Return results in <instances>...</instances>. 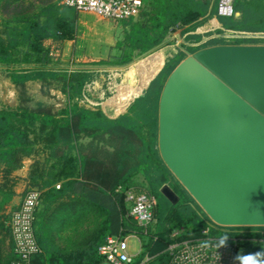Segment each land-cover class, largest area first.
<instances>
[{
	"label": "trees",
	"instance_id": "obj_1",
	"mask_svg": "<svg viewBox=\"0 0 264 264\" xmlns=\"http://www.w3.org/2000/svg\"><path fill=\"white\" fill-rule=\"evenodd\" d=\"M215 9L216 0H144L136 19L119 21L124 29L121 38L107 37L116 54L88 58L84 64L127 65L160 47L173 31L194 30ZM234 9V16L219 17L222 27L264 31V0H234ZM30 10L31 6L18 0H0V12L7 14L0 19V68L6 70L18 92L15 106L0 105V264H11L16 257L6 222L9 210L14 209L9 208L18 181L14 172L29 156L35 158L26 188L41 192L34 221L41 252L32 257V264H102L98 247L104 238L137 228L125 201V191L130 188L156 198L154 221L137 261L148 254L151 259L145 264L166 263V247L174 230H180L178 238H184L206 227L216 236H245L250 253L258 252L264 227L215 225L161 159L159 97L167 75L185 52L181 50L166 61L127 111L112 118L100 107L88 108L79 102L86 85L96 77L94 70L61 66L45 44L48 39H74L80 13L51 1L44 2L37 12L31 14ZM187 37L192 42L202 38L195 34ZM250 42L255 40L235 41ZM220 43L226 41L211 38L186 49L194 52ZM30 81L56 84L65 104L60 108L42 102L30 105ZM110 103L116 112L128 105L117 100ZM137 174L143 176L144 183L135 180ZM164 184L179 196L177 203L160 192Z\"/></svg>",
	"mask_w": 264,
	"mask_h": 264
},
{
	"label": "water",
	"instance_id": "obj_2",
	"mask_svg": "<svg viewBox=\"0 0 264 264\" xmlns=\"http://www.w3.org/2000/svg\"><path fill=\"white\" fill-rule=\"evenodd\" d=\"M158 149L212 223L264 227V43L212 44L181 59L161 89ZM160 192L179 200L168 184Z\"/></svg>",
	"mask_w": 264,
	"mask_h": 264
},
{
	"label": "built area",
	"instance_id": "obj_3",
	"mask_svg": "<svg viewBox=\"0 0 264 264\" xmlns=\"http://www.w3.org/2000/svg\"><path fill=\"white\" fill-rule=\"evenodd\" d=\"M62 3L79 13H91L119 22L128 18L136 19L143 8L144 0H63ZM235 14L234 0H216L213 16L231 17ZM211 38H221L226 43L236 40H255L250 43H264V31L229 29L220 26L212 29L199 42H191L187 45L198 46ZM138 96L139 94L135 98ZM59 186V184L56 185V187ZM40 194L41 192L35 188H26L18 206L9 210L6 224L10 230L16 255L11 264H32V257L41 252L34 232ZM125 201L129 209L128 214L137 228L120 234L107 235L98 247V254L109 264H145L151 259L150 255H144L140 261H137V257L144 251L145 238L154 221L156 198L148 193H137L130 188L125 191ZM179 233L180 230L172 232V240L166 247L169 260L163 264H242L243 256L250 253L248 246L244 243L248 240L245 236H229L225 246H221L220 238L223 235H213L209 227L203 228L198 234L192 233L184 238H178ZM130 238L138 242L136 252L130 251ZM259 241L261 246L258 251H262L264 250V231ZM238 256L240 258H237Z\"/></svg>",
	"mask_w": 264,
	"mask_h": 264
},
{
	"label": "rangeland",
	"instance_id": "obj_4",
	"mask_svg": "<svg viewBox=\"0 0 264 264\" xmlns=\"http://www.w3.org/2000/svg\"><path fill=\"white\" fill-rule=\"evenodd\" d=\"M18 1L19 3L21 2L24 6H31V14L33 12H37L44 2L51 1L63 4V0ZM6 16L7 14L0 12V19ZM117 23L118 22H116L115 20L104 19L95 14L80 13V23L73 46L74 53H72L74 57L72 58L70 56L72 47L68 45V56H70V58L68 57V68L79 66L92 68L97 77L95 80V84L90 82L86 85V97H83L81 100H79L80 104L88 108L101 107L104 103H109L111 105L110 102H113L114 100H117L121 105L128 104L119 112H116L113 108L106 110L105 114L112 118L117 117L118 115L127 111L129 105L135 99L134 97L140 94L139 91L141 87L145 86L146 83L153 77V75L157 71L159 63H161L159 62L155 65L156 68L151 78H149L146 82H141L138 84L135 93L127 102L123 103L117 98L113 99V97L118 94L119 90L127 85V72L131 69V67L140 64L143 60L148 59L151 55L154 54V52L157 51L155 49L151 52L142 54L139 57H135L133 61L124 66L84 64L88 58H107L112 54H116V49L113 48V45L107 41V37L111 35L115 40L121 38L122 29L120 26H118ZM46 46L52 49L53 43L46 44ZM76 62L79 63L77 64ZM163 66L164 64L159 69V72L162 70ZM145 89L146 88L142 90V93ZM27 91L29 93V96L31 97L29 104L32 106L36 105L39 102H42L44 104L53 105L56 108H60L65 104V99L64 97H62L63 95L60 93V90L56 84L49 85L41 82H32L27 85ZM17 97L18 92L9 80L6 70L0 68V105L15 106L17 104ZM135 180L139 184L141 182L144 183L143 176H141L140 174H137L135 176ZM62 232L63 231H60V234H62ZM129 248L131 252H136L138 250V242L136 239L130 238ZM102 264L109 263L104 261Z\"/></svg>",
	"mask_w": 264,
	"mask_h": 264
},
{
	"label": "crops",
	"instance_id": "obj_5",
	"mask_svg": "<svg viewBox=\"0 0 264 264\" xmlns=\"http://www.w3.org/2000/svg\"><path fill=\"white\" fill-rule=\"evenodd\" d=\"M117 24L122 29V33H121V36H122L124 29L119 24V22ZM220 26H222V24L219 21V18H217L213 15H210L206 19H204V21L200 25H198L194 30H189L187 32L181 33V30L177 29L168 35V37L166 38V40L164 41V43L160 47L156 48L157 51L154 52V54L158 53L163 58V61H162L163 63L166 62L167 60H169L170 58H173L181 50L185 52V56H186L189 54V51H187L186 47H193L194 46V45H187L188 43L192 42V41L188 40V37H187L188 35L195 34V35H199V36L204 37L206 34L211 32L212 29L219 28ZM49 43H51V44L53 43V48L52 49L50 48V51H51V54L53 55L54 59L60 61L61 66L68 67V59L70 58V56H71V58L74 57V55L72 53H74L73 46L75 43V38L71 39V40H63L61 42H55L51 39H48L45 41V44H49ZM68 45L72 47L71 51H70V56H68ZM137 57H139V56H137ZM161 63H159L157 69L160 67ZM96 78L97 77H95V79L91 83L95 84ZM138 78H139V74L136 75V79L139 81ZM126 80H129L128 76H127ZM150 81H151V79H150ZM32 82H38V81H30V82H28L27 85H29ZM62 97H64V99H65L64 95ZM84 97H86L85 92H84ZM100 108L102 109V111L104 113H106V110H109L110 108H113V107H111V105L109 103H107V104L104 103L103 106H101ZM34 158H35V156L26 157L23 161L22 167L14 172V175L17 177L18 181H17V184L15 186L16 194L13 197L9 208H16L18 206V204L20 203L23 191L25 190L26 185H27V177H28V173L30 170V166H31L32 162L34 161Z\"/></svg>",
	"mask_w": 264,
	"mask_h": 264
},
{
	"label": "bare ground",
	"instance_id": "obj_6",
	"mask_svg": "<svg viewBox=\"0 0 264 264\" xmlns=\"http://www.w3.org/2000/svg\"><path fill=\"white\" fill-rule=\"evenodd\" d=\"M162 61H163V58L158 53H156L150 56L148 59L143 60L140 64H137L136 66L131 67V69L127 73V76L129 79L127 80L128 82L127 85H125L124 88L122 87L119 90L118 94H116V96L113 97V99L117 98L123 103L127 102L135 93V90L138 84L141 82H146L149 78H151L156 68L155 65ZM162 65H163V62L161 63L160 67H162ZM160 67L157 69V71L160 69ZM157 71L155 72V74L157 73ZM137 74H139V81L136 79ZM148 82L146 83V85L148 84ZM146 85L144 86V88L146 87Z\"/></svg>",
	"mask_w": 264,
	"mask_h": 264
},
{
	"label": "clouds",
	"instance_id": "obj_7",
	"mask_svg": "<svg viewBox=\"0 0 264 264\" xmlns=\"http://www.w3.org/2000/svg\"><path fill=\"white\" fill-rule=\"evenodd\" d=\"M228 238L229 235L224 234L220 238V245L225 246ZM237 258H240V256H238ZM242 264H264V250L244 255L242 259Z\"/></svg>",
	"mask_w": 264,
	"mask_h": 264
}]
</instances>
